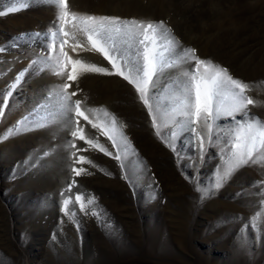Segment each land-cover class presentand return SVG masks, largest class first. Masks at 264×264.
Wrapping results in <instances>:
<instances>
[{
  "label": "rangeland",
  "instance_id": "rangeland-1",
  "mask_svg": "<svg viewBox=\"0 0 264 264\" xmlns=\"http://www.w3.org/2000/svg\"><path fill=\"white\" fill-rule=\"evenodd\" d=\"M70 3L78 12L164 19L201 57L212 58L244 81L264 80V0ZM9 6L10 0H0V10ZM45 8L53 9L48 11L51 16L44 17ZM53 14V7L37 0L22 11L0 17V46L8 49L0 54V71L5 73L0 90L41 52V41L29 42L27 36L20 38L22 34L44 32L55 19ZM13 43L18 46L12 47ZM81 55L107 66L99 54ZM63 82L47 74L26 78L11 111L0 122V133L32 109L46 87ZM77 85L83 91L74 99L87 98V105L104 106L127 125L124 131L145 163L143 175L132 186L122 178L118 161L97 151L78 153L111 175L87 164L76 165L94 173L75 179L80 192L97 197L107 223L105 227L96 217L78 213L77 229L66 217L61 224L59 203V193L74 176L69 169L73 150L64 148L71 137L59 131L53 141L50 130H40L0 143V264H264V235L249 229L247 243L242 246L239 233L256 211L258 198L254 194L259 189L253 183L264 180V166L242 168L214 199L199 205L194 182L206 185L211 181L219 163L216 149H210L200 165L185 134L176 141L178 159L155 136L147 110L126 81L87 74L70 91ZM259 98L264 99V93ZM252 112L264 119V107ZM220 123L228 128L232 120ZM52 144L57 145L55 155L40 157ZM82 146L83 142H78V147ZM32 160L36 165L28 167L25 162ZM194 173L190 183L185 177L192 178ZM236 216L244 219L236 221Z\"/></svg>",
  "mask_w": 264,
  "mask_h": 264
},
{
  "label": "snow or ice",
  "instance_id": "snow-or-ice-1",
  "mask_svg": "<svg viewBox=\"0 0 264 264\" xmlns=\"http://www.w3.org/2000/svg\"><path fill=\"white\" fill-rule=\"evenodd\" d=\"M36 2L10 0L11 6L6 11L0 10V17L22 11ZM42 2L56 10L55 19L44 32L20 37L27 36L29 42L39 40L43 46L28 66L0 90V122L11 111L26 78L47 74L64 82L46 87L32 109L0 133V143L40 130H50L53 141L59 131L71 137L64 148L73 150L69 169L74 176L59 193L61 224L66 217L79 229L77 214L81 213L96 217L107 227L97 197L80 192L75 179L94 173L76 165L87 164L106 175L111 173L78 153L97 151L118 161L124 173L122 178L132 186L145 168L138 150L124 131L127 125L115 113L104 106L87 105V98L74 99L83 90L78 85L76 90L70 89L87 74L116 76L131 85L147 110L155 136L178 159L176 141L185 134L200 165L206 161L209 150L216 149L219 163L208 184L194 182L195 173L192 178L185 177L190 183L194 182L199 205L214 199L242 168L264 166V119L252 112L253 108L264 107V99L259 98L264 93V80L244 81L212 58L201 57L198 49L186 46L164 19L78 12L72 8L70 0ZM7 50L0 46V54ZM83 52L99 54L107 66L85 59ZM4 74L0 71V78ZM226 118L232 120L228 128L220 123ZM78 142H83L84 146L78 147ZM56 148L57 145L52 144L40 157L55 155ZM36 162L25 163L34 167ZM198 168L199 165L197 171ZM253 187L259 189L254 194L258 198L257 208L239 230L242 246L247 243L249 229L254 234L264 235V180L255 181ZM73 188L77 191L73 192Z\"/></svg>",
  "mask_w": 264,
  "mask_h": 264
},
{
  "label": "bare ground",
  "instance_id": "bare-ground-1",
  "mask_svg": "<svg viewBox=\"0 0 264 264\" xmlns=\"http://www.w3.org/2000/svg\"><path fill=\"white\" fill-rule=\"evenodd\" d=\"M50 10H53V9L45 8V10H44V17H46L45 14H46L47 16L50 15L49 12H48V11H50ZM54 12H55V11H54ZM54 12H53V13H54ZM39 13H41V12H39ZM42 14H43V11H42ZM42 14H41V15H42ZM51 15H52V14H51ZM51 15H50V16H51ZM53 15H55V14H53ZM48 17H49V16H48ZM48 17H47V18H48ZM47 20H48V19H47ZM48 22H49V21H47V23H48ZM45 25H47V24H45Z\"/></svg>",
  "mask_w": 264,
  "mask_h": 264
}]
</instances>
